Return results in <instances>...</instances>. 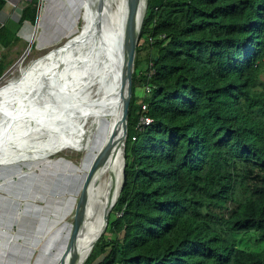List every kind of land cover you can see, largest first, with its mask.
<instances>
[{"label":"trees","instance_id":"trees-1","mask_svg":"<svg viewBox=\"0 0 264 264\" xmlns=\"http://www.w3.org/2000/svg\"><path fill=\"white\" fill-rule=\"evenodd\" d=\"M124 156L84 264H264V0H147Z\"/></svg>","mask_w":264,"mask_h":264},{"label":"bare ground","instance_id":"bare-ground-1","mask_svg":"<svg viewBox=\"0 0 264 264\" xmlns=\"http://www.w3.org/2000/svg\"><path fill=\"white\" fill-rule=\"evenodd\" d=\"M43 2H48L45 19L50 20L59 6L60 11L72 12L70 0ZM79 2L82 8L75 15L72 12L73 24L68 30L62 27L64 32L55 40L64 37L66 41L26 67L18 63L13 78L0 86V264H30L37 251L34 264H59L72 228L65 219L74 214L89 170L108 141L113 140L114 150L121 142L117 134L119 91L108 71L110 63L115 64L111 55L115 47L111 49L110 39L116 36L121 40L125 0H104L98 26L93 21L98 18L93 1ZM55 13L56 23L63 24L58 20L62 12ZM80 19L82 28L73 34ZM33 39L35 32L31 42ZM51 42L40 43L39 47L44 49ZM65 152L83 153L81 164L63 156L54 157ZM46 176L54 181L65 177L63 183L69 181L71 185L61 184L65 193L54 196V209L40 215L38 226L34 220L30 229L11 234L7 228L10 224L21 226L24 217L37 218L40 210L48 208L51 191L39 190ZM120 178L121 153L115 151L89 182L93 198L69 255L74 264L85 263L101 235L103 212L114 200ZM39 201L45 205L39 206ZM28 230L34 232L33 236ZM24 231L30 237L18 256L22 257L20 263H16L12 242L25 241Z\"/></svg>","mask_w":264,"mask_h":264},{"label":"water","instance_id":"water-1","mask_svg":"<svg viewBox=\"0 0 264 264\" xmlns=\"http://www.w3.org/2000/svg\"><path fill=\"white\" fill-rule=\"evenodd\" d=\"M92 1L93 2L91 3V5L95 6L98 17L96 19L94 18L93 21L96 22V25L98 26L99 15L101 13L102 3L104 0H92ZM146 8H147V0H125V16L122 25V36H120L121 40L118 41L119 39L116 36L110 39L111 49L112 48L114 49L115 47V53L113 50L111 54L113 56L112 57L113 60L115 59V64L112 65L110 63L111 68L108 72L109 74H111L112 77L111 81L113 82V85L117 84V89L119 91V97H118L119 127L117 134L118 133L120 134L119 138L121 142L114 150L113 140L108 141L104 145L102 151L100 152L93 166L89 170L83 188L80 192V195L78 196V201L73 214L71 232L68 238L65 252L62 254L59 264H74V258L69 257V255H71L75 243L78 239V236L84 227L93 198V195H91L88 190L89 182L93 177V175L95 174V172L97 171V169L114 156L115 151H117V153H121V178H120L118 191L116 192V196L114 200L112 202L110 201V203L106 206L103 212V216H102L103 231L106 228L109 214L113 206L115 205L119 193L121 191L122 184L124 181L125 141L127 138L128 110L132 95V76L134 71V59H135L136 47L139 41V35H140L143 19L145 16ZM39 14H40V9H38L37 11L36 21L39 19ZM119 44H120V50H119ZM100 236L101 235L97 237V240L99 239Z\"/></svg>","mask_w":264,"mask_h":264},{"label":"rangeland","instance_id":"rangeland-1","mask_svg":"<svg viewBox=\"0 0 264 264\" xmlns=\"http://www.w3.org/2000/svg\"><path fill=\"white\" fill-rule=\"evenodd\" d=\"M73 1H74V4H75V2L77 3V7L74 10H73V6H72V12L74 11L73 14L75 15V14H77L81 10L82 3L79 2V0L78 1L77 0H70L71 4L73 3ZM47 5H48V2H45L44 3L43 0H38V9H40V12H41L39 14V19H41L40 16H43L44 11L46 10ZM83 5H85V4H83ZM53 7L55 8V6H53ZM59 7H57L58 10L55 11V12H60V13L62 12L63 14L66 15V11L65 10L60 11V8L61 7L60 8ZM55 12H54V15L50 17V20H49V18L48 19H45L43 17V19L41 21V27L40 28H38L39 19H38L36 25L34 26V28L32 26L33 32L35 30V39H34V41L32 43H30L28 41V39L25 38L26 39V41H25L26 44H25V46H24V48H23V50H22L19 58L13 64V66H11L9 68V70L5 73L4 77L0 80V86H4L3 84L5 82H7L12 76H14L16 74L17 68L16 69L14 68L12 73H10V74H7V73L17 63H20V64L23 65V67H26L33 60H35V59L39 58L40 56L44 55L49 50H51V49H53L55 47L60 46L62 43H64L66 41V38L63 37V39L59 40L58 42H56V44H54L52 46H49V47L44 48V49H40L39 48L40 43H43L45 41H55L56 39H58L61 36L62 32H64L63 29H62V27L64 29H67V26L69 28L70 25L73 24L71 22V24L68 25L67 21H66V24H64V21H65V18L64 17L58 18V20L63 21V24H60L61 22L60 23H56L57 18H56V13ZM72 12H71L70 15H71V18H72V21H73ZM44 16H45V14H44ZM82 23H83V21L80 19L78 21V23L75 25L76 29H74L73 34L79 32V30L82 28ZM35 28H38V29H35ZM8 83L9 82H7L5 85H7ZM142 93H143V90H139L138 91V95H141ZM59 156H63L65 158L73 161L76 165H80L84 155H83V153H77V152H65V153L56 155L54 157L56 158V157H59ZM37 173H39V172H37ZM60 180L61 179L59 178L57 181H54L53 179H51V176L50 177L49 176H46L45 179L42 181L41 185L38 184V185H40L39 190L41 192H46V190H48V189H50V191H51L50 197L48 198V200H49V202H48L49 203L48 208H44L43 210H40L39 213H38V215H37V218L32 219L29 216L24 217L22 219V221H21V226H15L17 224L20 225V223H17L16 224V222L10 224V226L7 227V228L10 229V233L11 234L19 233V230H21V229L22 230L30 229L34 225V220H36L35 226H38V221H39L40 215L43 214V213H49L52 209H54V206H55L54 203H55V201L54 202L52 201L54 199V196H57V193H65V191H62V185H65V187L71 185L69 181H67L68 182L67 184H64L63 183V181L66 180L65 177H64L63 180H61V181ZM69 189L70 188H68V190ZM48 203H47V205H48ZM37 204H39V206H44L45 205L44 201H39ZM72 221H73V215H70L69 217H67L65 219V222H67V223H71L72 224ZM22 226H24V227H22ZM28 232H29V234H31V236H33L34 232H32V231L30 232V230H28ZM22 233L24 234L23 239H25V241H23L21 239H19V241H17V240L16 241H13L14 239H12L13 242H12V247L11 248L14 250V254H15L14 260H15L16 263H20V261H21L20 259H22V257L18 258V256L22 253V249H24V246H25L24 244H25V242H27L26 239H28L30 237L29 234L26 231H24ZM65 244H66V242H65ZM60 247H62V244L60 245ZM38 253H39V251L36 252V254L32 258L30 264H34V261H35L36 256H37ZM95 264H97V263H95Z\"/></svg>","mask_w":264,"mask_h":264},{"label":"crops","instance_id":"crops-1","mask_svg":"<svg viewBox=\"0 0 264 264\" xmlns=\"http://www.w3.org/2000/svg\"><path fill=\"white\" fill-rule=\"evenodd\" d=\"M8 1L10 2V4L5 3L2 11L0 12V26L1 27L4 26L8 29V30H6L4 35H0V70L4 67L6 68L5 72L1 76L0 80L4 77L5 73L9 70V68L11 66H13V64L19 58V56H20V54H21V52H22V50L26 44L25 38H27L30 43H32L34 41V39H33V41L31 42V38L33 37L34 32H35V30L33 32V28L38 21L37 20L35 22V25H31L27 21H25L22 25H19L18 22H19V19L21 16V10L27 4L26 1H28V0H26V1H24V0H8ZM76 4L77 3L75 2V4H74V1H73V3H72L73 10H74V6L76 8ZM44 14H45V11H44ZM44 14H43V16H40L41 19L44 17ZM62 14L63 13H61V15ZM48 16L49 15H47V17ZM62 17L65 18L64 24H66V21H67L68 25L71 24L72 18H71L70 12H66V15L63 14ZM41 19H39V21ZM32 26H33V28H32ZM68 29L69 28L67 26L66 30H68ZM59 40H61V39H59ZM59 40H57V41H59ZM57 41H55V42L53 41V43L51 42V44L54 45V44H56ZM52 45H49V46H52ZM49 46H47V47H49ZM15 66L7 74H10V72L13 71ZM12 78H13V76L9 80H11ZM7 82H5L3 85H5ZM1 202L2 201H0V203Z\"/></svg>","mask_w":264,"mask_h":264},{"label":"built area","instance_id":"built-area-1","mask_svg":"<svg viewBox=\"0 0 264 264\" xmlns=\"http://www.w3.org/2000/svg\"><path fill=\"white\" fill-rule=\"evenodd\" d=\"M7 4H10V2L8 0H5ZM12 4V3H11ZM142 109L144 110L145 107L143 106ZM140 124L141 125H149L150 124V120L147 119L146 117H141L140 119Z\"/></svg>","mask_w":264,"mask_h":264}]
</instances>
